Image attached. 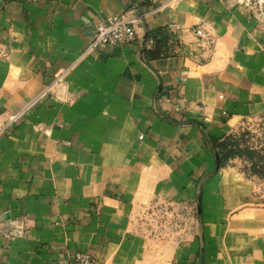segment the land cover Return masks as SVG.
<instances>
[{
	"label": "crops",
	"instance_id": "crops-1",
	"mask_svg": "<svg viewBox=\"0 0 264 264\" xmlns=\"http://www.w3.org/2000/svg\"><path fill=\"white\" fill-rule=\"evenodd\" d=\"M253 1L0 0V264H264V175L204 137L264 135Z\"/></svg>",
	"mask_w": 264,
	"mask_h": 264
},
{
	"label": "built area",
	"instance_id": "built-area-1",
	"mask_svg": "<svg viewBox=\"0 0 264 264\" xmlns=\"http://www.w3.org/2000/svg\"><path fill=\"white\" fill-rule=\"evenodd\" d=\"M149 2H156L159 0H147ZM250 3H254L253 0H248ZM260 13V12H259ZM138 16L131 14L130 12H122L114 14L108 18L107 22L97 24L95 32L92 38L89 40L87 50H95L106 45H114L118 43H131L136 40L135 23ZM199 36H203L204 32L202 28L196 30ZM62 77L58 78L60 81ZM17 115H13L6 120H3L0 116V134L4 133L12 121H15ZM264 130V128H263ZM69 264H99L93 256L85 251L76 252L74 255V261Z\"/></svg>",
	"mask_w": 264,
	"mask_h": 264
},
{
	"label": "trees",
	"instance_id": "trees-1",
	"mask_svg": "<svg viewBox=\"0 0 264 264\" xmlns=\"http://www.w3.org/2000/svg\"><path fill=\"white\" fill-rule=\"evenodd\" d=\"M161 33L160 30L157 33ZM151 33L149 32V35ZM204 130V129H203ZM244 133H241L243 137ZM206 145L216 154L218 168L225 166L231 158L241 157L250 162L249 170L257 175H264V155L247 145L241 146V137L230 134L223 139H217L204 132ZM217 169L214 171L216 172Z\"/></svg>",
	"mask_w": 264,
	"mask_h": 264
},
{
	"label": "rangeland",
	"instance_id": "rangeland-1",
	"mask_svg": "<svg viewBox=\"0 0 264 264\" xmlns=\"http://www.w3.org/2000/svg\"><path fill=\"white\" fill-rule=\"evenodd\" d=\"M246 128H243L238 133H234L237 137H241V133H244L243 137H241V146L247 145L251 148H254L259 151L261 155H264V135L257 134L256 132L252 133L249 131L250 125H246ZM161 214V213H160ZM162 232H167L166 228H161Z\"/></svg>",
	"mask_w": 264,
	"mask_h": 264
}]
</instances>
